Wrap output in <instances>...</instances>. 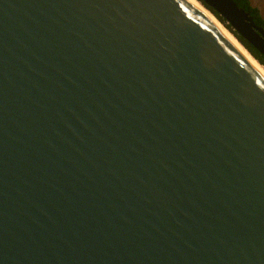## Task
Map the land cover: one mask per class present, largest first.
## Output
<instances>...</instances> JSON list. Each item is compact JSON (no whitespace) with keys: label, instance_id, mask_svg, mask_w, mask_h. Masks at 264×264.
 I'll return each mask as SVG.
<instances>
[{"label":"water","instance_id":"water-1","mask_svg":"<svg viewBox=\"0 0 264 264\" xmlns=\"http://www.w3.org/2000/svg\"><path fill=\"white\" fill-rule=\"evenodd\" d=\"M0 264H264V79L186 0H0Z\"/></svg>","mask_w":264,"mask_h":264},{"label":"bare ground","instance_id":"bare-ground-1","mask_svg":"<svg viewBox=\"0 0 264 264\" xmlns=\"http://www.w3.org/2000/svg\"><path fill=\"white\" fill-rule=\"evenodd\" d=\"M194 9L205 17L213 27L233 46V48L257 71L264 79V68L260 66L241 45L234 39L230 32L222 25L205 7L197 0H186Z\"/></svg>","mask_w":264,"mask_h":264},{"label":"trees","instance_id":"trees-1","mask_svg":"<svg viewBox=\"0 0 264 264\" xmlns=\"http://www.w3.org/2000/svg\"><path fill=\"white\" fill-rule=\"evenodd\" d=\"M234 4L237 6V8L243 10L246 14L249 15V17L252 19L254 25L262 31H264V20L261 17L259 11L257 8L253 7L250 4L249 0H232ZM214 15L223 23L225 24V21L218 16L217 13L212 11ZM226 27L230 30V27L226 25ZM236 35V34H235ZM236 37L240 40V42L248 49V51L264 66V57L249 43H247L244 39L236 35Z\"/></svg>","mask_w":264,"mask_h":264},{"label":"rangeland","instance_id":"rangeland-1","mask_svg":"<svg viewBox=\"0 0 264 264\" xmlns=\"http://www.w3.org/2000/svg\"><path fill=\"white\" fill-rule=\"evenodd\" d=\"M250 1V4L257 8L261 17L263 18L264 20V0H249Z\"/></svg>","mask_w":264,"mask_h":264}]
</instances>
